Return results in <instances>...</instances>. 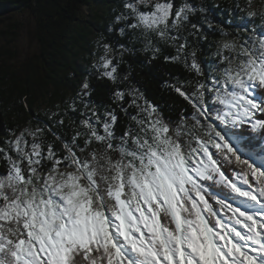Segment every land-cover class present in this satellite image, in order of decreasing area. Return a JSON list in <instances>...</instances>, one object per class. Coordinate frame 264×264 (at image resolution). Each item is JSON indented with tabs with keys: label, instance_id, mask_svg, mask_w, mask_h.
I'll use <instances>...</instances> for the list:
<instances>
[{
	"label": "trees",
	"instance_id": "16d2710c",
	"mask_svg": "<svg viewBox=\"0 0 264 264\" xmlns=\"http://www.w3.org/2000/svg\"><path fill=\"white\" fill-rule=\"evenodd\" d=\"M161 1L184 7L186 17L161 32L144 30L136 26L137 15L154 5L119 1L101 20L103 58L83 69L65 53L78 41L79 13L98 0H0V15L29 10L39 45L17 71L0 67L1 174L11 173L12 137L25 133L45 157L77 173L90 208L109 220L139 206L147 156L161 146L186 165L207 154L225 180L240 176L251 191L264 189V172L255 175L248 157L239 162L225 138L244 137L243 151L264 159V86L252 76L264 59V0ZM2 56L13 55L0 50ZM213 81L218 84L210 89ZM49 88L52 107L38 111L40 91ZM48 167L46 161L39 171ZM217 174L188 186L212 229L218 219L235 225L244 204ZM156 213L160 227L176 236L173 215L164 208ZM28 233L23 219L0 221V264H18V248L31 244ZM72 263L148 264L125 248L120 260L115 248L92 249L74 254Z\"/></svg>",
	"mask_w": 264,
	"mask_h": 264
},
{
	"label": "rangeland",
	"instance_id": "374dc122",
	"mask_svg": "<svg viewBox=\"0 0 264 264\" xmlns=\"http://www.w3.org/2000/svg\"><path fill=\"white\" fill-rule=\"evenodd\" d=\"M119 1L126 7L131 0H98L82 9L74 26L78 41L67 45L68 62L76 61L85 69L86 62L93 64L103 58L107 45L99 29L101 20ZM136 1L138 5H154L152 11L137 15L136 26L144 30L161 32L168 23L186 17L184 7L174 10L161 0ZM32 16L27 9L0 15V50H9L13 55L0 57L1 68L17 71L28 56L39 52L32 34ZM11 25L15 28L10 29ZM252 76L264 86L263 58H259ZM217 84L213 81L209 88L215 89ZM51 95L52 88L40 91L38 111L51 109ZM225 138L239 162L248 157L255 175L264 172V159L255 160L240 147L244 137ZM10 145L13 153L6 159L11 173H0V221L16 217L23 219L29 229L31 244L27 250L18 248V264H73L78 252H109L114 248L117 260L125 248L148 264L264 263V189L251 191L240 176L225 180L217 174L207 154L186 165L163 146L152 151L140 185L139 206L126 207L122 214L109 220L90 208L88 190L80 185L77 173L61 167L58 160L45 157L37 141L28 143L25 133H19L12 137ZM46 161L50 167L39 171ZM24 170L29 172L28 180L23 177ZM214 174L220 184L244 200L235 225L218 219V226L212 229L196 199L188 193V186ZM161 208L173 215L176 236L160 227L156 210Z\"/></svg>",
	"mask_w": 264,
	"mask_h": 264
},
{
	"label": "bare ground",
	"instance_id": "6f19581e",
	"mask_svg": "<svg viewBox=\"0 0 264 264\" xmlns=\"http://www.w3.org/2000/svg\"><path fill=\"white\" fill-rule=\"evenodd\" d=\"M264 250V249H263ZM238 264V263H237ZM259 264H264L263 262L262 263H259Z\"/></svg>",
	"mask_w": 264,
	"mask_h": 264
}]
</instances>
